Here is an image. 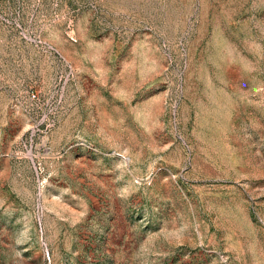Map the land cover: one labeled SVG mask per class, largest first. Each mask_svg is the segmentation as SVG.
Wrapping results in <instances>:
<instances>
[{"label": "rangeland", "instance_id": "1", "mask_svg": "<svg viewBox=\"0 0 264 264\" xmlns=\"http://www.w3.org/2000/svg\"><path fill=\"white\" fill-rule=\"evenodd\" d=\"M0 264H264V0H0Z\"/></svg>", "mask_w": 264, "mask_h": 264}, {"label": "built area", "instance_id": "2", "mask_svg": "<svg viewBox=\"0 0 264 264\" xmlns=\"http://www.w3.org/2000/svg\"><path fill=\"white\" fill-rule=\"evenodd\" d=\"M32 97H34V95H32Z\"/></svg>", "mask_w": 264, "mask_h": 264}]
</instances>
